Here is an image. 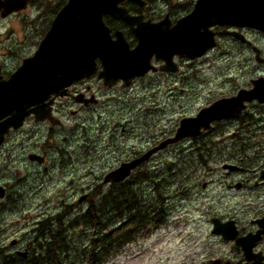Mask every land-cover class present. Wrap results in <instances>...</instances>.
<instances>
[{"label":"rangeland","instance_id":"374dc122","mask_svg":"<svg viewBox=\"0 0 264 264\" xmlns=\"http://www.w3.org/2000/svg\"><path fill=\"white\" fill-rule=\"evenodd\" d=\"M225 61L223 67L227 65L229 69L224 74L220 69L209 67L206 56L195 63H182L176 75L145 79L134 84L131 90L118 88L112 101L107 95L101 106L88 113L86 124L91 128L60 129L56 138L47 143L44 135L35 139H28L27 135L22 144V137L18 140L11 135L0 150V185L6 188V196L0 199V256L19 257L17 250H28L24 258L28 260L35 246L36 222L47 220L51 227L61 224L65 229L67 246L60 253V264L235 261L232 246L213 235L209 216L199 213H207L206 200L213 194L204 192L195 200L189 190L192 184L188 177L189 162L194 140L186 139L159 151L121 184H101L105 173L126 163L121 161L126 160L133 147L139 150L147 145H159L174 136L181 119L196 116L200 109L221 99V93L234 90L244 73L247 83L249 69L243 70L231 58ZM225 79L229 81L227 84L223 83ZM98 113L107 128H94ZM67 115L70 123L82 120L70 113ZM118 117L128 119L137 128H124V131L119 126L112 128L111 141L109 127L117 124L114 120ZM232 124L235 123L225 125ZM63 136L67 139L63 140ZM210 139L216 138H200ZM36 140L38 145L45 144L46 163L27 158L29 152L40 149ZM121 188L136 195L143 213L159 208L160 223L151 231H137L131 241L115 249L103 263H97L96 257L89 258L92 248L88 250L90 239L99 237L94 228L79 219L72 222L73 226L68 225L87 212L94 201L93 208L105 213V234L112 240V227L119 223L115 222L110 201L112 193ZM85 194V200L78 202ZM119 233L117 230L114 235ZM12 240H16L15 246L10 245Z\"/></svg>","mask_w":264,"mask_h":264},{"label":"flooded vegetation","instance_id":"af4514ba","mask_svg":"<svg viewBox=\"0 0 264 264\" xmlns=\"http://www.w3.org/2000/svg\"><path fill=\"white\" fill-rule=\"evenodd\" d=\"M68 3L69 0H0V83L8 80L23 59L36 51L52 28L54 19L60 11L65 12ZM78 5L79 17L88 16L92 22L99 15L108 40L113 42L120 37L129 50L138 45L139 34L153 37L167 32L191 31L204 33L208 47L202 55L193 58L172 55L169 70L163 69L167 62L153 53L148 62L150 67L144 74L128 81L119 79L110 86L99 77L103 63L100 57H95L90 76L74 80L65 92L60 88L58 92L62 94L52 92L43 101L28 107L34 111L26 115L19 126L10 127L0 150L11 135L18 140L22 137L20 144L27 135L28 139L44 135L47 143L56 138L60 129L91 128L86 124L88 113L101 106L107 95L112 101V96L119 92L118 88L131 90L139 81L176 75L182 63H195L206 56L209 57V67L220 69L224 74L229 68L227 65L223 67V61L231 58L243 70L249 69V78L246 83L244 73L234 90L219 96L229 98L241 91H252L254 97L244 101L245 107L236 117L213 121L210 129L180 141L194 140L188 177L192 181L189 190L195 200L204 192L213 194L206 200L209 210L205 214L200 211V216H209L211 228L213 219H217L220 224L230 223L235 232V238L226 241L232 246L235 261L217 259L212 263L264 264V0H81ZM66 14L67 17L70 15L67 9ZM191 15L194 16L190 18ZM228 82V79L223 80L225 84ZM127 83L128 86H124ZM67 113L82 120L70 123ZM97 118L94 128H107L100 113ZM114 122L117 124L109 127L111 141L112 128L119 126L122 131L137 128L126 118L118 117ZM227 123L235 124L225 125ZM210 136L216 139L200 140ZM62 138L67 139L66 136ZM153 145L139 150L133 147L126 160L121 162L141 156ZM38 146L40 149L28 154L39 155V159L46 163L45 144ZM158 152L134 170L147 164ZM240 239H246L245 247H236V240Z\"/></svg>","mask_w":264,"mask_h":264},{"label":"water","instance_id":"95a60500","mask_svg":"<svg viewBox=\"0 0 264 264\" xmlns=\"http://www.w3.org/2000/svg\"><path fill=\"white\" fill-rule=\"evenodd\" d=\"M80 2L81 0H69L68 8L66 6L65 12L61 11L56 17L35 54L24 59L9 80L0 83V119L8 116L0 122V143L9 127L19 126L24 117L34 111L28 107L43 101L50 93L58 92L73 80L88 76L94 68L95 57H100L103 62L104 69L99 76L104 78L107 85H111V81H128L129 78L144 74L150 67L148 62L153 53L167 62L163 69L169 70L168 63L172 55L193 58L202 55L208 47L204 33L191 31L180 34L167 32L153 37L139 34L138 45L129 50L120 37L113 42L108 40L107 30L99 15L92 22L88 16L79 17L77 5ZM66 9L70 14L68 17ZM192 16L194 15L190 18ZM65 91L64 89L63 92ZM253 97L252 91H241L234 97L219 99L200 109L194 117L181 119L173 137L167 138L141 157L108 172L103 182L122 181L155 151L182 138L199 135L213 121L236 117L245 107L243 101ZM29 157L32 159L35 156ZM4 195L5 189L0 186V198ZM84 198L85 196H81L78 201L81 202ZM213 222L212 233L220 234L226 240L235 238L230 223L220 224L217 219H213ZM238 246L245 247L246 239L236 240V247ZM18 253L23 257L27 255V251ZM249 259L246 256V260Z\"/></svg>","mask_w":264,"mask_h":264},{"label":"trees","instance_id":"16d2710c","mask_svg":"<svg viewBox=\"0 0 264 264\" xmlns=\"http://www.w3.org/2000/svg\"><path fill=\"white\" fill-rule=\"evenodd\" d=\"M112 194L114 196L110 195L112 196L110 201L111 212L116 218L115 222L119 223L115 228L112 227V240L109 239L110 235L108 233L105 234V231H107L103 221L105 213L102 210L93 208L94 201L87 212L76 220H72L68 225V227L73 226L72 222H78L79 219L82 223L94 228L95 234L99 235V237L90 239L91 244L88 250L92 248L89 251V258L91 260L96 257L95 261L97 263H103L115 249H119L131 241L137 231L141 229L151 231L160 223L161 219L159 216L161 210L159 208L153 209L151 212L147 211L148 214L143 213V206L134 193L127 192L124 188H121ZM105 199L107 201V196ZM117 230L120 233L114 235ZM64 231L65 229L61 224L59 227H51L47 220L39 221L37 229H35L36 236L33 240L35 246L33 245L31 257L28 260H24L21 257L0 256V264H17L18 262H21V264H60V253L64 252L67 246Z\"/></svg>","mask_w":264,"mask_h":264},{"label":"bare ground","instance_id":"6f19581e","mask_svg":"<svg viewBox=\"0 0 264 264\" xmlns=\"http://www.w3.org/2000/svg\"><path fill=\"white\" fill-rule=\"evenodd\" d=\"M90 214V213H89ZM95 225V224H94Z\"/></svg>","mask_w":264,"mask_h":264}]
</instances>
